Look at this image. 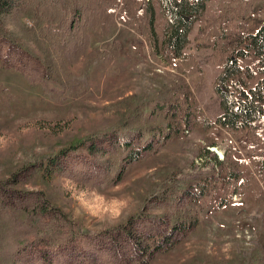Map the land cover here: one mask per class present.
Returning a JSON list of instances; mask_svg holds the SVG:
<instances>
[{
	"label": "rangeland",
	"instance_id": "rangeland-1",
	"mask_svg": "<svg viewBox=\"0 0 264 264\" xmlns=\"http://www.w3.org/2000/svg\"><path fill=\"white\" fill-rule=\"evenodd\" d=\"M149 1V32H139L138 25L122 16L114 17L107 28L93 29L89 48L69 45L63 55L36 35L33 18L21 12L0 14V264L264 263V199L252 198L249 189L240 193L237 188L224 206L213 198L195 205L190 193L176 201H160L153 193L161 176L172 177L169 180L180 188L208 173L216 160L225 159L229 139L219 129L220 144L211 146L195 128L190 112L195 103L204 105L212 122L218 103L215 63L209 60L205 40L197 36L198 24L185 51L206 70L189 74L180 59L171 62L164 57L167 15L161 0ZM263 19L264 0H259L249 13V29L255 31ZM114 43L120 52L113 54ZM47 72L63 83L62 72L71 75L65 91L47 83ZM131 94L151 100L152 106L158 100L177 102L185 97L182 114L174 105L166 113L156 106L159 115L150 119L170 131L165 143L154 137L151 149H146L133 137L130 150L138 158L131 160L113 156V135L88 140L56 157L59 171L44 175L39 168L42 158L108 131L125 112L120 99ZM233 144L238 149L235 156L249 162L238 143ZM117 159L121 177L109 181L108 161ZM242 170L249 177L252 169L247 164ZM190 208L200 222L189 230L171 229L170 216ZM141 209L152 218L133 222L127 228L130 235L125 234L121 226ZM24 237L30 243L21 242ZM152 239L158 246L144 262L135 244L143 247Z\"/></svg>",
	"mask_w": 264,
	"mask_h": 264
},
{
	"label": "trees",
	"instance_id": "trees-1",
	"mask_svg": "<svg viewBox=\"0 0 264 264\" xmlns=\"http://www.w3.org/2000/svg\"><path fill=\"white\" fill-rule=\"evenodd\" d=\"M258 1L161 0L169 28L162 45L164 57L171 62L180 59L189 67V74H202L206 70L205 65L185 51L190 42L189 37L198 24L197 36L205 40L206 46L211 50L209 60L215 63L214 91L218 98L215 118L210 122L204 105L195 103L190 111L195 115V128L206 136L211 146L220 144L217 132L223 129L229 143L225 149L224 160H216L215 167L208 173L185 181L180 188L176 181L169 180L172 177L160 175L153 189L154 195L160 201H176L182 195L190 193L189 199L195 205L203 199L213 198L218 206H224L237 188L240 189V193L249 189L252 198L264 199V186H259V181L264 180V19L255 31L249 29L248 21L249 13L254 11ZM149 2V0H0V14L21 12L33 18L36 35L57 54L63 55V49L69 45L79 44L83 49L89 48L93 29L102 26L107 28V24L112 22L114 17L122 16L131 25H138L139 32H149V26L152 24ZM110 51L113 54L120 52L117 43L111 45ZM58 72L59 70L56 73ZM66 74L67 76L62 72L66 79L63 83L61 79L47 72L46 76L49 77L47 83L55 84L56 89L63 92L65 91L63 85L71 82V75ZM180 98L182 101L185 100V97ZM120 101L119 104L125 105V112L117 123L106 132H97L87 138L78 139L76 143L59 152L42 158L39 168L44 170V175L48 177L59 171L56 157L77 148L85 141H95L108 135L117 138L113 156L116 158L122 155L129 156L131 160L138 158L137 152L130 150L133 137H137L140 143L146 145V149H151L152 138L155 137L163 144L170 135V131L165 127L155 126L150 122L152 115H159L156 106L166 113V108L171 105H174V111L178 112L183 105L180 100L177 102L158 100L152 106L151 100H145L137 94L127 95ZM186 119L187 117L182 115L181 122L185 123ZM181 134H185L184 130ZM234 141L245 151L249 162L243 157L235 156L238 149L233 144ZM204 149L207 148L204 146ZM114 161H108L109 181L121 177L122 164L118 159ZM247 164L252 169L249 177H245L242 170ZM230 188H233L232 192ZM145 218H152V215L141 209L121 228L125 234L130 235L127 228H130L133 222ZM200 220L197 211L190 208L179 209L170 216L169 222L171 229L189 230ZM20 240L23 243L29 242L26 237ZM147 242L143 247L140 246L144 244H135L144 262H148L152 249L158 246L157 240ZM239 264L264 263L259 259H249Z\"/></svg>",
	"mask_w": 264,
	"mask_h": 264
}]
</instances>
